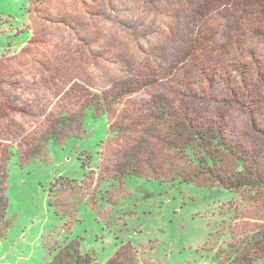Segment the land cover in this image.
Masks as SVG:
<instances>
[{
    "label": "rangeland",
    "instance_id": "374dc122",
    "mask_svg": "<svg viewBox=\"0 0 264 264\" xmlns=\"http://www.w3.org/2000/svg\"><path fill=\"white\" fill-rule=\"evenodd\" d=\"M202 1L0 0V151L12 152L0 264H47L65 236L83 237L92 264L122 244L132 264L264 255L252 239L264 230V184L227 190L119 171L163 98L219 120L227 143L264 173V14L258 0H219L193 18ZM125 82L132 91L119 90ZM107 124L123 133L108 136Z\"/></svg>",
    "mask_w": 264,
    "mask_h": 264
},
{
    "label": "trees",
    "instance_id": "16d2710c",
    "mask_svg": "<svg viewBox=\"0 0 264 264\" xmlns=\"http://www.w3.org/2000/svg\"><path fill=\"white\" fill-rule=\"evenodd\" d=\"M215 1L219 0H203L197 5V9L191 13V16L193 18L199 16L203 9H207ZM257 11L264 14V0H258ZM236 70L241 79L245 80L240 69ZM256 75L258 80L264 84V75L258 66H256ZM146 84L137 83L135 88ZM132 86V83L125 82L120 85L119 90L130 92L133 90ZM116 95H119V92L113 91L110 95L111 99L115 100ZM107 102V98H103V103ZM97 104L99 101L87 105L82 116L86 127L84 128L85 136L92 132L90 126L84 121L85 118H88L87 110L94 109ZM90 116L97 115H93L92 110ZM149 122L143 132V139L121 156L119 171L123 176L130 174L146 177L157 176L170 181L177 179L185 182L196 181L210 185L217 184L227 190L244 191L261 188V184H264V173L248 164L244 155L227 143L219 120L193 116L185 106L173 105L167 99L156 98L151 106ZM122 129L120 125L107 124L108 136L109 133L113 135L119 132L123 133ZM151 138L152 142L150 143L149 139ZM103 142L100 141V144ZM11 154L8 146L0 151V229L2 230L9 224L6 218L8 199L5 196V189L7 163ZM81 167L85 168L83 162ZM59 179L62 185L67 184L66 182L69 180L76 181L75 179L68 180V177L65 176H60ZM254 237H252L254 245H264V230H259ZM82 241L83 237L81 236L74 238L65 236L58 245L54 246L52 260L47 264H92L95 256L82 247ZM251 245L249 246L251 247ZM123 248L122 244L114 256L104 264H132V259L127 261L123 258ZM263 257L264 255L257 256L250 263L260 261Z\"/></svg>",
    "mask_w": 264,
    "mask_h": 264
}]
</instances>
